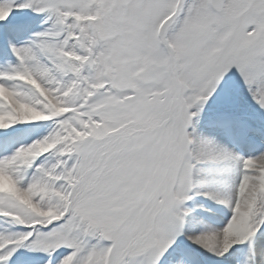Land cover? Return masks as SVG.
<instances>
[{
  "label": "snow or ice",
  "instance_id": "obj_1",
  "mask_svg": "<svg viewBox=\"0 0 264 264\" xmlns=\"http://www.w3.org/2000/svg\"><path fill=\"white\" fill-rule=\"evenodd\" d=\"M0 264H264V0H0Z\"/></svg>",
  "mask_w": 264,
  "mask_h": 264
}]
</instances>
